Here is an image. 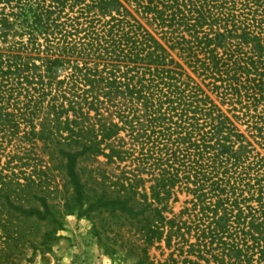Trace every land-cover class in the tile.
Instances as JSON below:
<instances>
[{
    "label": "trees",
    "instance_id": "1",
    "mask_svg": "<svg viewBox=\"0 0 264 264\" xmlns=\"http://www.w3.org/2000/svg\"><path fill=\"white\" fill-rule=\"evenodd\" d=\"M258 148L264 0H0V225L117 212L134 264H264Z\"/></svg>",
    "mask_w": 264,
    "mask_h": 264
},
{
    "label": "rangeland",
    "instance_id": "2",
    "mask_svg": "<svg viewBox=\"0 0 264 264\" xmlns=\"http://www.w3.org/2000/svg\"><path fill=\"white\" fill-rule=\"evenodd\" d=\"M258 150L264 155V150ZM108 170L111 174L119 173ZM51 184L54 194L50 202L62 210L71 196V189L59 166ZM180 205H175L176 212ZM10 217L8 224L0 225V264H134L132 250L136 244L144 247L130 221L117 212L66 215L56 240L47 235L52 225L35 217L17 214H10ZM165 254L155 248H149L148 252L154 263L164 261Z\"/></svg>",
    "mask_w": 264,
    "mask_h": 264
}]
</instances>
